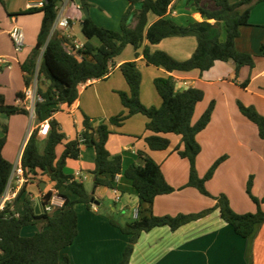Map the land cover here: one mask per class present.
Listing matches in <instances>:
<instances>
[{"label":"crops","instance_id":"obj_1","mask_svg":"<svg viewBox=\"0 0 264 264\" xmlns=\"http://www.w3.org/2000/svg\"><path fill=\"white\" fill-rule=\"evenodd\" d=\"M41 1L43 0H0V59L6 61L5 64L0 63V95L4 97L7 105L23 107L21 99L17 98V94L23 93L25 89L21 65L36 45L42 21L41 13L16 14L34 7ZM228 1L233 4L239 0ZM128 8L129 3L126 0H59L55 22L66 19L69 25L55 31L67 39L70 46L73 42L84 45L87 42L82 34L84 9H87V17L95 25L118 32ZM134 8L139 10L140 4ZM165 18L180 26L203 20L188 0H172ZM158 19L154 14L148 13L145 29ZM135 23L132 13L128 16L126 24L134 27ZM209 23L212 24L213 21ZM263 25L264 2H260L251 10L249 25L239 29V37L235 40L236 50L252 56L254 65L252 68H240L237 75L232 61L216 62L205 72L192 70L171 74L145 62V48L150 53L165 52L178 61L188 60L197 47V41L192 36L169 37L155 45L144 40L137 49L127 45L111 61L112 70L107 76L80 85L78 100L71 108L60 105L52 114L43 116L41 122L35 115L30 114L11 117L0 114V125L7 127L2 156L13 168L21 164L22 152L32 132L45 121H55L59 125L60 132L65 136V144L75 140L84 131V116L89 119L91 128L96 130L100 125L107 124L109 119L125 114L126 110L118 93H127L129 88L119 67L126 62L135 61L141 74L139 99L145 107L161 106L162 100L153 83L156 78L166 76L175 80L178 89L194 88L203 92L202 101L195 106L192 124L198 121L209 104L214 102L210 122L196 137L200 146V153L195 162L197 173L199 177H203L217 159L225 157L213 177L206 183V190L212 196L225 195L232 210L238 214L255 213L256 207L246 194V184L251 176L252 194L259 199L264 196V140L259 138L257 127L241 115L236 102L254 107L264 117V55L260 52L261 46L264 45ZM15 26L24 34V46L18 53L14 52L9 37ZM224 39L225 31L222 28L220 40ZM90 43L99 46L95 39ZM246 81V87L242 88L241 84ZM47 87L48 83L40 78L38 89L45 91ZM146 123L144 116L134 115L121 126H109L111 134L107 139L106 149L111 157L121 158L123 171L130 166L141 165L139 154L147 155L160 165L166 182L175 191L157 196L152 205L141 204L131 181L120 174L116 176L113 187L120 192L121 199L114 203L111 211L123 212L128 209L133 213L141 209L145 210L144 215L152 213L155 216L174 217L213 208V199L202 196L194 188L186 187L189 163L174 151L176 148L183 149L180 137L167 135L165 137L170 143L167 150L150 151L145 143V138L150 135L145 130ZM2 136L0 127V138ZM46 136H38L40 153L43 152ZM63 144L56 148L58 157L64 149ZM94 160V149L82 144L78 159L66 162L65 174L75 179L78 172L84 177L81 184L91 196L92 209L89 210L85 204H79L78 235L71 246L60 252V264L64 257L69 259V264H119L129 244V238L110 224V219L115 221L112 214L100 213L103 197L112 198V194L110 189L94 187L91 174ZM35 178L21 189L25 187L24 197L33 203L35 214L38 215L43 213L42 195L55 187L49 177L39 171ZM36 203L40 205L39 212L36 210ZM117 204L118 208L115 207ZM261 209L264 212V203ZM14 211L20 215L22 207L16 205ZM29 228H33V231H28ZM37 232V227L29 226L21 230V235L31 237ZM129 264H264V224L256 225L253 234L243 239L234 233L220 218L219 211L215 210L175 231L168 227L154 228L141 234L134 245Z\"/></svg>","mask_w":264,"mask_h":264},{"label":"trees","instance_id":"obj_2","mask_svg":"<svg viewBox=\"0 0 264 264\" xmlns=\"http://www.w3.org/2000/svg\"><path fill=\"white\" fill-rule=\"evenodd\" d=\"M126 1L129 8L122 18L118 32L98 27L89 17L84 18L82 34L87 42L84 49L75 54L68 51L70 45L67 39L53 30L59 0H43L42 7L29 8L16 14H42L36 45L21 65L25 87L33 80L37 66L38 79L43 78L48 83L45 91L38 89V94L42 98V102L35 107L38 121L41 122L43 116L52 114L60 105L71 108L78 100L80 85L105 77L111 61L127 45L137 49L144 40L155 45L169 37H195L197 47L192 56L185 61L175 60L165 52L150 53L145 48V62L170 74L192 70L205 72L216 62L232 61L235 64L236 75L244 66L253 67L254 58L238 52L235 40L239 37V29L249 25L253 7L264 0H239L233 4L228 0H188L203 20L187 26H180L165 18L172 0ZM208 3L213 7L208 6ZM137 4H140L139 10L134 8ZM132 13L136 23L134 27H129L126 21ZM148 13L159 19L145 29ZM222 28L225 31L224 41L220 40ZM92 39L97 40L99 46L92 45L90 43ZM260 52L264 55V45L261 46ZM119 71L129 88L127 93H118L126 110L125 114L109 119L107 124L100 125L96 130L91 128L89 119L84 116V131L75 140L65 144H63L65 136L60 132L59 125L55 121H49L50 130L45 138L42 153L38 149V128L32 132L20 160L25 176H35L38 171L48 176L55 189L61 191L65 203L57 212L37 215L33 203L24 197L23 187L16 199L0 212V264H60V252L71 246L78 235L75 205L85 204L88 209H92L91 196L84 186L64 172L67 160L78 159L82 144L92 147L95 151L94 169L91 171L95 188L114 189L116 176L123 174L131 181L139 202L146 205H152L157 196L175 191L166 182L160 165L147 155L139 154L141 165H133L123 171L121 158L111 157L108 153L106 142L111 134L109 126H121L134 115H142L147 119L145 130L150 135L145 138V143L150 151L167 150L170 145L165 137L167 135L180 137L183 149L176 148L174 151L189 163L186 187L194 188L202 196L213 199L215 206L196 214H179L174 217L155 216L152 213L144 215L145 210L138 209L137 219L123 225L110 219V224L129 238V244L119 264H129L134 245L142 233L158 227H168L175 231L181 226L208 216L215 210L219 211L220 218L233 229L234 233L243 239L253 234L256 225L264 224V212L261 209L264 196L259 199L252 194L251 176L246 184V194L255 205L256 211L238 214L232 210L225 195L212 196L205 187L225 157L217 159L203 177H199L197 173L195 162L200 153V146L196 137L210 122L214 102H211L198 121L192 124L195 106L203 99L202 91L194 88L176 91L172 77L156 78L153 84L162 100L161 106L145 107L139 99L141 74L137 63L126 62L119 67ZM246 85L247 81L242 83L241 87L244 88ZM21 97L22 93L17 94V98ZM236 105L241 115L257 127L259 138L264 140V117L252 106H245L239 101ZM0 114L11 117L28 113L23 108L7 105L4 97L0 95ZM0 127L3 132L0 138L1 198L8 185L13 165L2 156L7 127L5 125ZM90 131L93 133L92 138ZM62 144L64 149L58 157L56 148ZM16 205L22 207V213L18 216L11 210V207ZM29 226L38 227V232L31 237L22 236L21 230ZM62 264H69V259L64 257Z\"/></svg>","mask_w":264,"mask_h":264},{"label":"built area","instance_id":"obj_3","mask_svg":"<svg viewBox=\"0 0 264 264\" xmlns=\"http://www.w3.org/2000/svg\"><path fill=\"white\" fill-rule=\"evenodd\" d=\"M42 2L43 1L36 3L32 8L42 7ZM68 25L69 23L66 19H59L56 20V22H54L53 30L55 31L57 29L67 28ZM9 37L11 39L14 52L15 53L20 52L24 46V34L22 30L16 26L13 27L9 33ZM83 49H84V45L78 42H73V44L70 46L68 51L75 54L76 52L82 51ZM0 63L5 64L6 61L0 59ZM111 70L112 67L109 66L108 73L106 74V76L111 72ZM38 80L39 79H38V66H37L33 80L27 87H25L22 93V97L20 98L23 104L22 108L25 109L27 113L30 114L31 116L35 115L36 105L42 102V98L38 94ZM173 81L175 84L176 91L183 90V89H178L176 87V82L174 79ZM184 86H186V83H184ZM49 130H50L49 121H45L41 123L38 127V136L39 137L46 136L49 133ZM35 179L36 178L33 175L25 176V172L21 164H17L12 170L5 192L0 198V212L4 210L7 204H11L16 199L17 193L23 185ZM74 180L78 183H82L84 177L82 178L81 175L77 172L75 174ZM111 194H112L113 202L118 203L121 199L120 192L114 188L111 189ZM42 200H43V213L46 214H52L54 212L61 210L65 203L64 197L57 189H52L50 192L43 194ZM93 209L95 210V208ZM11 210L14 211V207H11ZM15 215L18 216L17 214ZM132 215H133V219H137L138 210L133 211Z\"/></svg>","mask_w":264,"mask_h":264},{"label":"rangeland","instance_id":"obj_4","mask_svg":"<svg viewBox=\"0 0 264 264\" xmlns=\"http://www.w3.org/2000/svg\"><path fill=\"white\" fill-rule=\"evenodd\" d=\"M102 204H103V207L100 209V213L107 212L109 214H112V216L115 219V222H118L119 224L123 225L126 222H130V221L133 220L132 219V210L125 209L123 212H119V211L112 212L111 211L112 207L114 206V202H113V198H111L110 196H104L103 199H102ZM85 207H87V206L85 205ZM115 207L118 208L119 204H117ZM75 208H76L75 209L76 213H78L79 204L75 205ZM36 210H37V212L40 211L39 203H36ZM89 210H91V209H89ZM29 230L32 232L33 228H29L28 231ZM38 230H39V228H38Z\"/></svg>","mask_w":264,"mask_h":264},{"label":"water","instance_id":"obj_5","mask_svg":"<svg viewBox=\"0 0 264 264\" xmlns=\"http://www.w3.org/2000/svg\"><path fill=\"white\" fill-rule=\"evenodd\" d=\"M83 14H84L85 17L88 16V11H87V9H84ZM92 136H93V135H92V132H91V134H90V138H92ZM92 194H94V192H92Z\"/></svg>","mask_w":264,"mask_h":264}]
</instances>
